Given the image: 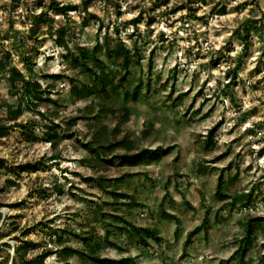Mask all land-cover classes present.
<instances>
[{
    "label": "rangeland",
    "instance_id": "1",
    "mask_svg": "<svg viewBox=\"0 0 264 264\" xmlns=\"http://www.w3.org/2000/svg\"><path fill=\"white\" fill-rule=\"evenodd\" d=\"M0 62V264H264V0H0Z\"/></svg>",
    "mask_w": 264,
    "mask_h": 264
},
{
    "label": "trees",
    "instance_id": "2",
    "mask_svg": "<svg viewBox=\"0 0 264 264\" xmlns=\"http://www.w3.org/2000/svg\"><path fill=\"white\" fill-rule=\"evenodd\" d=\"M73 9H76V6L67 5L63 8V12L68 13L70 10H73ZM249 34H250L249 28H245L243 35L248 37ZM246 41L247 40H245V42H244V46H246ZM83 55L86 56L85 52H83ZM107 76L108 75H106L104 72H102L101 75L97 76V79L94 81L95 86H92L93 85L92 82L90 84L85 85L84 86L85 95H89L90 93H92L93 89H95V87H97L96 86L97 82L102 81V83L104 82V84H105V82L107 81ZM10 77H11L10 82L12 83L13 86L17 87V83L20 82V87L23 90V92L25 93V95L27 96V98H30L33 100L41 99L42 92L40 89V84L37 80L25 78V75L21 72V70L15 68V67L11 68ZM102 83H101V85H102ZM101 90H104L103 86L101 87ZM10 113L13 114V116H14L13 119H17L18 116L21 114V111H20V109L10 110ZM1 127H2V124H0V129H1ZM105 131H106L105 126H102L101 129H97L95 131L94 136H93L92 141H91V146H93V148L95 149V152H97L98 154H102L105 151V149H109L110 151H113V150H116L117 147H125L128 149L132 148L131 143L129 142L128 139H122V140H119L116 142H110V143L102 142L99 139H101V137L103 136ZM212 132H213V130L210 131L209 137H211ZM47 137H48L47 138L48 141H50V143L55 145V146L58 143L57 138H58V140L60 139V137L56 133L53 134L52 132H49ZM56 158L57 157H53V159H56ZM247 196H248L247 194L243 195L242 201L245 200V198ZM0 219H1V214H0ZM255 230H256V226L254 224V221L253 220L248 221L247 224L245 225V230H244L245 234L243 235V237L239 241V246L237 247V250L235 252V255H239L240 264H245L246 252L253 243V240H254L253 235L255 233ZM152 235H156V234H152ZM88 244L90 245V248H89L90 254H88V255L90 258H92V260L95 263H97V264L110 263L112 261L108 258H102L96 252L95 246L94 245L92 246L91 243H88ZM27 250H28V247L26 245H23V244L16 247L15 255L17 256L20 264H45L46 257L52 253V250H45V251H42L37 256V258L27 260L25 258ZM60 251L63 253L64 256H71L73 254H78L81 256V255H84V253H85V252H82L81 250H76L70 246H63L60 249Z\"/></svg>",
    "mask_w": 264,
    "mask_h": 264
}]
</instances>
